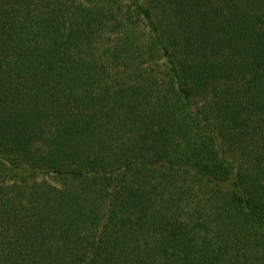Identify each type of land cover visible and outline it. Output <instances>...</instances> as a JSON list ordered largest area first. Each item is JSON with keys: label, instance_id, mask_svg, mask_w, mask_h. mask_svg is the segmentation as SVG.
I'll use <instances>...</instances> for the list:
<instances>
[{"label": "trees", "instance_id": "trees-1", "mask_svg": "<svg viewBox=\"0 0 264 264\" xmlns=\"http://www.w3.org/2000/svg\"><path fill=\"white\" fill-rule=\"evenodd\" d=\"M0 264H264V0H0Z\"/></svg>", "mask_w": 264, "mask_h": 264}]
</instances>
